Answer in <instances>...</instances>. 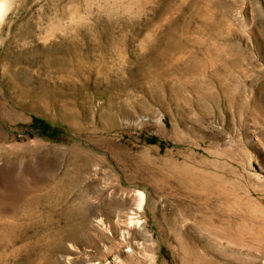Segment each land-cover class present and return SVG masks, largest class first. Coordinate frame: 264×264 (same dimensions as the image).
Returning a JSON list of instances; mask_svg holds the SVG:
<instances>
[{
  "label": "rangeland",
  "instance_id": "obj_1",
  "mask_svg": "<svg viewBox=\"0 0 264 264\" xmlns=\"http://www.w3.org/2000/svg\"><path fill=\"white\" fill-rule=\"evenodd\" d=\"M0 2V264H264V0Z\"/></svg>",
  "mask_w": 264,
  "mask_h": 264
},
{
  "label": "bare ground",
  "instance_id": "obj_2",
  "mask_svg": "<svg viewBox=\"0 0 264 264\" xmlns=\"http://www.w3.org/2000/svg\"><path fill=\"white\" fill-rule=\"evenodd\" d=\"M5 13L4 10V4L2 2H0V21L3 19V15ZM12 210V208L10 206L7 205H0V215L4 214V213H8Z\"/></svg>",
  "mask_w": 264,
  "mask_h": 264
}]
</instances>
